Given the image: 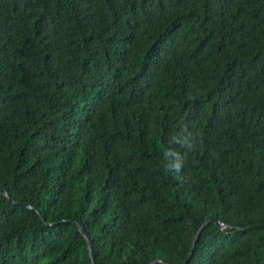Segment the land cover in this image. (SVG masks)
Masks as SVG:
<instances>
[{
	"label": "trees",
	"instance_id": "16d2710c",
	"mask_svg": "<svg viewBox=\"0 0 264 264\" xmlns=\"http://www.w3.org/2000/svg\"><path fill=\"white\" fill-rule=\"evenodd\" d=\"M210 215L188 264L261 263L264 0H0V264H185Z\"/></svg>",
	"mask_w": 264,
	"mask_h": 264
},
{
	"label": "water",
	"instance_id": "95a60500",
	"mask_svg": "<svg viewBox=\"0 0 264 264\" xmlns=\"http://www.w3.org/2000/svg\"><path fill=\"white\" fill-rule=\"evenodd\" d=\"M4 195H5V196H6V197H7L12 203H15V201H14L13 199H11L8 195H6V194H4ZM27 208L30 209V207H27ZM211 222L217 223L218 225H220V227H222V225H223V223L220 222V220L216 219L213 215H210V216L206 217V219H205L203 225L200 227V229L198 230V232H197L196 235H195V238H194V241H193V246H192V248H191V250H190L189 256H188V258H187L185 264H188V262H189V260H190V258H191V256H192V254H193L194 247H195V245H196V243H197L198 237L200 236V233H201L202 229H203L207 224H209V223H211ZM252 227H264V224L248 225V226H246V227H244V228H252ZM80 231H81V233L83 234V236L88 240V248H89V252H90V256H91L92 262H93V264H94L93 249H92V247H91V245H90V243H89V238H88L87 234L85 233V231L83 230V228H80ZM157 263H162V262H161L160 260H157V261H154V262L151 263V264H157ZM260 264H264V256H263V259H262V261H261Z\"/></svg>",
	"mask_w": 264,
	"mask_h": 264
},
{
	"label": "clouds",
	"instance_id": "9594fccd",
	"mask_svg": "<svg viewBox=\"0 0 264 264\" xmlns=\"http://www.w3.org/2000/svg\"><path fill=\"white\" fill-rule=\"evenodd\" d=\"M182 128L188 129L187 126H184ZM199 138H200V146H202L203 145V137L199 135ZM187 147H188L189 151L186 152L185 160L179 166H177L175 163H173V161L171 159V156H172L171 150L170 149L165 150V152H164V159L166 161V163H165V171H168V172H173L174 171L176 173L182 172V170L185 167V163H186V160H187V155L189 153L194 152V151L197 150V148H194L191 144H189Z\"/></svg>",
	"mask_w": 264,
	"mask_h": 264
}]
</instances>
